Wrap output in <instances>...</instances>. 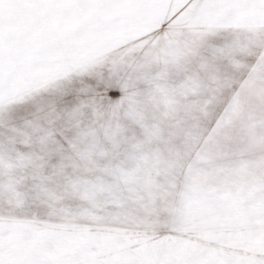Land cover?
Masks as SVG:
<instances>
[{"label": "snow or ice", "instance_id": "1", "mask_svg": "<svg viewBox=\"0 0 264 264\" xmlns=\"http://www.w3.org/2000/svg\"><path fill=\"white\" fill-rule=\"evenodd\" d=\"M0 264H264V0H0Z\"/></svg>", "mask_w": 264, "mask_h": 264}]
</instances>
